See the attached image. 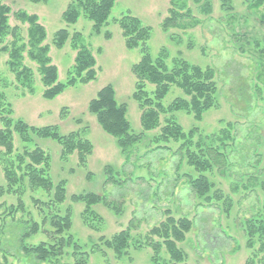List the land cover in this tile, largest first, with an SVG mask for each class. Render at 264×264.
Wrapping results in <instances>:
<instances>
[{"label":"rangeland","instance_id":"374dc122","mask_svg":"<svg viewBox=\"0 0 264 264\" xmlns=\"http://www.w3.org/2000/svg\"><path fill=\"white\" fill-rule=\"evenodd\" d=\"M1 1L11 7L10 24L22 27L23 35H26L27 25L17 21L13 13L21 9L39 16L47 31L45 43L50 46V56L58 67L59 81L66 83L69 80L77 54L71 39L63 47L54 44L55 33L60 29L69 30L71 35L82 34L96 57L97 76L88 83L68 86L55 98L47 99L43 96L44 85L37 64L26 57L25 64L34 72L33 91L30 92L9 69L8 54L0 50V92L5 94L13 117L36 127L56 125L64 135L79 132L93 144L92 154L85 164H81L78 152L64 158L62 147L52 138L30 134V139L24 141L14 132L12 155L5 154L0 145V185H7L4 173L7 160H14L17 154L37 147L49 154L54 183L66 182V200L61 208L63 211L68 206L72 209L73 225L69 233L88 251V264H150L153 250L146 244V236L165 220L167 210L176 218L188 217L193 221L186 239L179 243L186 253L187 264H248V261L261 264L259 259L264 257V251H259L261 242L256 237L254 247L249 248L245 229L248 220L264 212L262 10L251 9L249 0H231L232 9L225 8L222 0H117L98 34L93 29V22L84 15L74 24L64 21L63 13L71 0ZM171 7L190 13L185 16V21L190 24L187 29L163 30L162 21L169 16ZM127 14L151 27L147 45L153 57L159 56L165 48L169 65L174 59L182 58L215 71L217 105L206 111L200 120L185 111L174 112L172 116L185 132L196 130L194 142L209 143L228 128L233 136L226 140L227 171L222 173L214 167L207 172L214 183L210 200L196 196L187 182L186 174L196 177L198 172L188 165L185 152L179 150L181 142L170 140L159 144L155 141L171 114H162L159 128L142 129L141 108L133 99L136 78L132 72V66L141 59V47L131 49L126 46L118 23ZM109 84L115 88L118 101L128 105L127 117L132 131L143 133L130 157L88 110L90 100ZM146 90L152 95L154 85L147 83ZM184 96L181 89L172 86L162 104L168 106L175 98ZM2 127L0 119V129ZM106 166L114 169V179L108 180ZM250 179H256L257 184L250 186ZM87 192H95L107 199V204L92 207L101 217L94 222L98 230L83 222L85 204L71 199L74 194ZM35 199L48 202L50 197L41 188L32 189L27 178L15 187L14 192L0 196V264H39L33 254L22 248L20 238L33 222L39 223L41 231L26 238L23 244L32 247L52 240L48 232L51 231L50 220L47 218L43 224V219L48 217L47 214L51 217L56 208L51 211L41 202H34ZM125 229L131 236L130 247L123 257L118 258L113 250L102 244L100 249L92 252L93 244L101 242L100 237L112 238ZM162 257L168 258L165 250ZM63 261L73 264L72 258Z\"/></svg>","mask_w":264,"mask_h":264},{"label":"trees","instance_id":"16d2710c","mask_svg":"<svg viewBox=\"0 0 264 264\" xmlns=\"http://www.w3.org/2000/svg\"><path fill=\"white\" fill-rule=\"evenodd\" d=\"M30 1L40 3L48 0ZM116 1L71 0L63 13V19L68 24H74L81 15H84L85 18L93 22L95 33L100 34ZM222 1L225 8L232 9L231 0ZM249 2V7L254 11L260 12L262 10L261 22L264 23V0H249ZM11 13V7L0 0V50L8 54L7 65L9 69L30 92L33 91L34 72L31 67L25 64L26 57L37 64L44 85L43 96L47 99L55 98L68 86L88 83L96 79V57L85 44L80 32L71 35L69 30L60 29L55 33V45L63 47L71 39L72 47L77 51L71 76L64 83L59 81L58 67L53 63L50 56V46L45 43L47 31L45 26L40 23L39 16L21 9L13 13L17 21L27 25L26 35H23L22 27L10 24ZM189 15L188 11L182 13L175 7H171L169 16L162 21L163 30L167 32L174 27L187 29L190 24L185 21V16ZM118 23L123 31L126 46L131 49L141 47V59L132 66V72L136 78L133 99L139 103L141 108L142 129L151 131L159 128L162 114H171V117H168L166 123L161 126L160 134L155 141L159 144L170 140L181 142L179 150L185 152L188 165L198 172L196 177H193L192 174H186L188 176L187 182L196 196L206 200L212 199L210 193L214 183L208 178L207 172L212 171L214 167L220 169L222 173L227 171L228 143L226 140H231L233 136H231L228 128L223 131V135H219L214 140L211 139L209 143L203 140L194 142L196 130L191 129L189 132H185L172 116L174 112L185 111L200 120L206 111L217 105L218 84L215 71L211 67L204 68L182 58L174 59L173 64L169 65L166 62L167 52L165 48L157 57H153L149 51L147 44L151 36V27L143 25L138 17L131 14L122 16ZM107 36H109L108 32ZM260 51L264 55V47ZM258 78L261 79L262 77L259 76ZM147 83L154 85L152 95L146 90ZM262 83L264 84V79ZM172 86L181 89L185 96L177 97L168 106H164L162 101ZM88 110L96 116L103 130L116 139V143L122 152L130 157L134 146L141 142L143 133L132 131L127 117L128 105L118 101L115 88L111 84L101 88L97 95L90 100ZM0 119L3 123V127L0 129V145L5 149V154L8 156L14 152V132H17L24 141L30 139V134L52 138L62 147L64 158L78 152L81 164H85L88 156L93 152L92 142L83 138L79 132L64 135L60 133L56 125L36 127L29 125L22 119H15L13 110L6 103L3 92H0ZM159 144L158 147H162ZM50 170L51 157L39 147L17 154L14 160L6 161L4 173L7 185H0V196L14 192L15 187L26 178L32 189L41 188L46 191L50 197L48 202H41L38 199H35L34 202H41L48 206L51 211L56 208L51 217L50 214H47L48 217L45 216L43 219V224L47 218L50 220L51 231L48 232L51 233L49 237L52 240L50 242L42 241L32 247L23 244L26 238L41 231L39 223L33 222L20 237L22 248L28 254H33L39 264H70L63 261L65 258H72L73 264H88L90 258L88 251L84 250V246L69 233L73 225L72 209L68 206L63 211L61 208L66 200V182L61 180L54 183ZM19 171H22L21 175H18ZM106 173L109 174L108 180L114 179V169L111 166H106ZM255 180H251L250 186L257 184ZM71 199L85 204V209L82 212L83 222L94 230H98L97 223L94 222L101 217L94 213L96 211L92 207L99 203L107 204V199L95 192L74 194ZM19 206L22 207L21 202ZM165 214V220L154 226L146 236V244L153 250L150 264H187L186 253L179 247V243L186 239V234L192 229L193 221L188 217L176 218L170 210H167ZM246 224L245 230L249 236L248 247L252 249L255 238L258 237V241L261 242L259 251L263 252L264 212L258 213ZM130 236L128 229L120 231L112 238L102 236L100 237L101 242L93 244L91 250L94 252L96 249H100L99 246L102 244L107 249L113 250L118 258H121L128 252ZM163 250H165L168 258L163 259ZM259 260L261 264H264V257ZM248 264H254V261H248Z\"/></svg>","mask_w":264,"mask_h":264}]
</instances>
